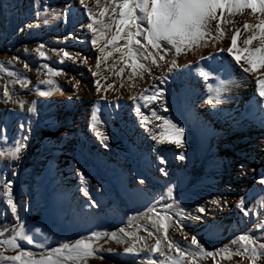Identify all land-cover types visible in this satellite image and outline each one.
<instances>
[{
	"label": "rangeland",
	"instance_id": "rangeland-1",
	"mask_svg": "<svg viewBox=\"0 0 264 264\" xmlns=\"http://www.w3.org/2000/svg\"><path fill=\"white\" fill-rule=\"evenodd\" d=\"M104 1L102 5L105 4ZM74 2L79 3V0H0V11L3 13L0 15V62L4 63L7 71L19 73L29 81L23 88L19 84L9 86L7 81L11 78L0 73V93L5 87H9L16 92L19 99L25 101L23 109L12 103H0V127L7 126V140L4 135H0V148L11 146L13 138L18 140L21 134L28 136L24 141L26 146L21 151L19 163L12 162L11 167L5 168L8 162L0 161V177H7L13 181L12 193L17 212L22 219V226L41 227L49 237L46 242L48 247L54 248L59 243L88 236L91 231L116 232L119 238L124 239V246L135 242L137 237L143 238L144 243L138 246L136 253L125 254L123 246L113 241L105 243V238H101L97 242L98 245L102 249L114 251H102L99 253L101 259L89 258L86 264H151L153 259L160 260L162 257L159 253H150L145 249V245L150 247L155 243L145 231V228L152 230V224L149 223L147 216L152 215L155 218V214L146 213V209L154 206L157 212L165 211L161 205L171 202L166 197L163 200L160 197L164 194L166 182H171L174 184L173 195L184 208L185 215L195 214L197 204L219 194L217 185L222 167H215L213 162L206 161L202 156L201 146L205 139L203 141L200 139L201 130L192 124L194 119L188 120L189 100L185 101L177 115L185 129L186 139L183 140L184 147L181 150L187 154H183L185 157L183 160L176 159L175 153L172 156L167 154V143L156 151V159L153 160L151 157L145 159L123 134H120L119 141L126 147L124 153H119L113 144L112 147L109 146L114 156L118 157L113 159L114 161L106 157H92L91 154L86 156L79 152L72 153L65 142L71 137L70 125L62 122L59 114L61 108L64 110L66 108L60 104L67 99L71 101L76 94L83 92L85 88L83 74L88 67L94 70L95 61L89 60L86 54H81L87 58V64H82L79 60L78 65H82L84 70L72 73L70 60L63 58V62H59L61 56L50 49L63 48L71 52L76 48L72 39H65L69 32L72 33L76 23L77 10ZM86 3L92 6V0H86ZM45 5L47 12L44 11ZM37 10L40 11L38 18L35 16ZM46 19L47 24L44 23ZM25 24H31L32 27L21 30ZM30 42H33L31 46ZM41 43L45 45L43 51L48 57L46 60L33 51L36 45ZM76 50L79 53L82 51L80 48ZM12 56H17L18 60L9 63ZM111 57L107 64L111 62ZM116 58L118 54L114 53L112 61ZM24 63L28 64V69L23 67ZM43 64L62 72L61 75L51 77L60 90L51 91L46 97L36 95V89L48 88L39 83V80L44 78ZM76 81H79V84L73 94L72 83ZM209 81L213 82L211 78ZM108 83L104 82L102 87ZM33 101L36 102L33 105L34 112L28 113L27 107ZM170 111L175 114L172 109ZM197 120L196 123L206 125L199 116ZM175 121L177 120L173 122ZM21 124L24 125L23 129L20 128ZM160 156L166 160L163 165L159 164ZM66 159L70 161V175L63 174ZM162 167L167 170L168 176L160 175L158 169ZM77 170L84 175L83 181L77 175ZM13 171L16 172L15 176L11 175ZM141 178L146 181L144 185L138 183ZM80 187H84L89 197L99 204L97 209L89 210L87 216L80 213L81 205L88 199L79 191ZM140 214H144L143 217ZM0 217L8 218L12 222L3 237H0L7 239L12 235L16 218H13L10 211L6 210V205L2 204ZM176 218L173 214V220ZM181 223L184 225V231L189 236L197 235L208 251L225 246L235 251L236 246L232 245L231 241L251 229V226H248L245 232H229L222 237L220 231L205 235L200 225H194L190 219H183ZM121 228L134 234L131 241L118 231ZM251 233L255 234L256 230L251 229ZM167 236L186 252L190 251L178 230L169 227ZM27 247L34 252L38 251L31 246ZM163 250L168 252L166 245L163 246ZM5 254L12 255L14 251ZM171 255L175 256V251ZM189 259L191 258L186 256L183 264H188ZM245 260L241 261L238 256H233L231 260L222 259L220 256H204L196 257L192 264H237L236 262L247 264L246 257ZM0 264L5 262L0 261Z\"/></svg>",
	"mask_w": 264,
	"mask_h": 264
},
{
	"label": "snow or ice",
	"instance_id": "snow-or-ice-1",
	"mask_svg": "<svg viewBox=\"0 0 264 264\" xmlns=\"http://www.w3.org/2000/svg\"><path fill=\"white\" fill-rule=\"evenodd\" d=\"M79 4L83 7L84 14L87 16V23L82 25L86 27L92 34L90 43L98 49L100 55L96 56L95 70L89 67V71L94 78L98 76L100 66L105 65V71L108 75L100 77V80H108L110 75L121 77V74L127 69V76L123 79L128 80H143L144 74L147 73V83L151 85L152 92L148 95V89L144 88L140 96V100L146 101L144 107L147 108L149 103H157V107L162 108L167 112L166 89L158 87L152 81H159L161 84L167 79V73L178 67L177 57L188 53H195L201 48H211L214 51H209L206 56H200L194 62L189 61L192 71L202 78L205 82L211 79L215 81V87L211 85L208 88L207 99L203 101L211 108H216L223 103V93L227 87L234 83L233 79H226L220 75H214L219 72L224 76H231L234 71L230 64H221L219 68L213 67L211 63L202 64L201 61H213L216 56L221 53H227L235 66H238L241 75L240 79L247 81L252 78L255 85V94L260 98L259 106L264 108V0H106V3L101 5L100 0H93V5L90 6L86 0H79ZM7 8V5L5 6ZM67 8V6H66ZM94 9V10H93ZM44 11L47 12L45 5ZM0 11V15H2ZM35 16H40V11L35 12ZM237 16H244L247 19L238 21L234 19ZM45 24L48 23L46 19ZM31 28V24H25L23 28ZM72 33L69 32L65 39L72 38ZM238 38L240 43L238 44ZM227 39V46H223L222 42ZM218 44L221 46L217 47ZM43 43L36 45L33 49L39 57L48 59L43 49ZM54 53L61 56L59 62H63V58H67L75 62L77 59L82 64H87V58L81 56L79 52L73 54L70 51H65L63 48L50 49ZM113 53L118 54V58L114 59L112 66L108 67L109 57ZM18 60L17 56H12V61ZM150 62L151 67H149ZM121 65L118 70L116 65ZM23 67L28 69V64L24 63ZM44 78L39 80L40 84L48 86L46 90L36 89V95L46 97L51 91H59V87L51 78L61 75L60 70L49 67L48 64L42 65ZM155 70H159L160 75H155ZM0 73L10 77L7 84H19L22 88L29 83L26 77L19 73L7 71L3 62H0ZM191 74V73H190ZM100 80L94 79L93 84L95 92L99 94L101 100H106L105 92L113 89V84L108 83L101 86ZM79 81L72 83L73 94L77 89ZM128 87H133L129 84ZM0 103H12L21 109L25 106V101L19 99L14 90L5 87L0 93ZM129 99L133 101V107L140 119V127L146 132L149 129L146 124L147 117L143 116L140 110V104L134 95H129ZM175 102V98H174ZM33 101L27 107L28 113L34 112ZM10 111V110H9ZM255 109H253L254 114ZM151 115L156 120L163 121V131L157 135L150 132V138L156 144H170L176 148H183L184 142V127L177 120L168 119L157 115L155 110H152ZM90 127H95L100 123L97 116V105L93 104L91 110ZM261 120L264 122V112L261 113ZM21 124L20 128L23 129ZM6 128L0 127V135L6 137ZM101 134L97 132V136ZM28 139L27 135L21 134L20 139L13 138V144L7 148H0V161L6 160L5 168L11 167L12 162L20 160L22 149L26 146L24 141ZM107 139L106 136L103 137ZM264 150V149H262ZM183 154L177 155L176 159L183 160ZM159 164L163 165L166 160L158 157ZM240 174H243L244 165H238ZM161 176H168L165 168L158 169ZM12 176L16 172L11 173ZM77 175L81 181L84 180L82 172L77 170ZM145 179H139L140 185L145 184ZM260 186H264V173L259 175L256 181ZM13 181L7 177H0V204L6 205V210L10 211L11 216L16 218V225L12 228V235L7 239L0 238V261L5 264H86L89 258L101 259L99 255L102 251L113 252L114 249H102L98 245L101 238H105V243L113 241L121 246L125 254H134L138 250V246L144 243L143 238L137 237L135 242H130L125 245L123 238H119L116 232L100 233L91 231L88 236H80L74 241L59 243L57 247H48L46 242L49 237L41 227L32 226L26 228L22 226V219L17 212V205L14 202L12 193ZM178 186V185H175ZM174 184L166 182L164 194L160 197L161 200L167 198L171 203L161 205L165 211L157 212L154 206H149L146 213L155 214L148 215L147 219L152 224V230L145 228L147 236L152 238L155 243L150 247L145 245V249L150 253H159L162 259L151 261V264H183L185 257H190L188 264L196 257H214L220 256L222 259L231 260L233 256L240 257L241 261L247 258V264H264V198L257 201L259 208L262 210L258 213L256 208L248 207L244 199L237 200L234 208L243 214V217H249L248 223L251 229H255L256 233H251V229L243 234H240L231 241V244L236 246L235 251L225 246L216 248L213 251H208L203 246L200 238L193 234L184 231V225L181 223L183 219L200 222L201 231L205 235H212L219 231V221L213 220L205 222V216L210 213L205 205L197 204L194 212L196 214L185 215V210L180 206V202L173 195ZM79 191L88 197L87 201L81 205L80 213L87 216L89 210L97 209L98 202L89 197V194L84 187H80ZM259 193H264V187L258 189ZM155 203V201H154ZM210 204L216 208L228 206L227 199L221 201L213 197ZM172 213V214H169ZM173 214L177 217L173 220ZM142 217L144 214H140ZM251 217H258L256 220ZM169 227H173L179 231V234L188 244L190 251L183 250L177 243L168 239L167 231ZM4 231H0V237H3ZM132 240L134 235L126 231L124 228L118 230ZM43 237L42 239L40 237ZM166 245L168 252L163 250ZM38 251H32L29 247ZM12 255H6V252H13ZM175 251V256L171 253Z\"/></svg>",
	"mask_w": 264,
	"mask_h": 264
},
{
	"label": "bare ground",
	"instance_id": "bare-ground-1",
	"mask_svg": "<svg viewBox=\"0 0 264 264\" xmlns=\"http://www.w3.org/2000/svg\"><path fill=\"white\" fill-rule=\"evenodd\" d=\"M103 1L100 0L101 5ZM73 5L77 12L76 23L72 31L73 35L70 39L74 41V47L82 50L80 54H86L85 56H88L89 60L95 61L96 56L100 55V53L90 43L92 34L86 27H82V25L87 23V16L84 14L83 7L79 3L74 2ZM234 19L243 21L247 17L237 16ZM32 43L30 42L29 45L31 46ZM239 43L240 40L238 38ZM227 44L228 40L225 39L222 45L226 47ZM219 46L221 44L217 45V47ZM76 48L71 51L73 54L78 52ZM209 51H214V49L201 48L195 53L188 52L178 56L176 58L178 67L166 74L167 79L163 84L159 81H152L158 87L166 89L167 112L157 107V103H149L147 108L143 106L146 103V101L140 100L143 89H148V95L152 92L151 85L146 82L147 73L144 74L145 79L143 80L136 79L130 81L123 79L128 74L127 69H125L121 77L113 74L109 76L108 80H100L101 76L108 75L105 71V65L102 63L96 78L92 76L89 67L85 69V73H82L85 81L83 92L76 94L71 101L67 99L64 103H61L60 105L66 109L61 108L59 114L61 115V121L70 125L69 137H71L67 138L65 142L72 153L79 152L86 156L87 154H91L92 157H106L114 161L113 159L118 157L114 156L109 146L112 147L111 145L113 144L115 149L119 150V153H124L126 147L121 145L119 141V139L121 140L120 134H123V136L129 139L131 146L137 148L145 159L146 157H151L154 160L156 159V151L165 145L156 144L150 138V132L159 135L161 130H163V121L156 120L151 115L152 110H155L157 115L161 117H166L173 121L175 119L178 120L179 109L183 108L186 100H189L188 120L194 119L192 124L201 130L200 135L198 134L200 139L202 138V141L205 139L201 146L203 150L202 156L206 161L213 162L215 167H222L219 171L217 185L219 194L215 198L221 201L227 199L228 206L216 208L210 204L212 198L203 200L199 204L205 205L210 213L205 216V222L219 221V231L223 237L229 232H245L246 228L251 226L248 223L249 217H243V214L234 208L237 200L244 199L248 207L256 208L258 213L262 211L257 201L264 198V193L258 192V189L264 186H260L256 181L259 175L264 173V150H262L264 149V122L261 120V113L264 112V108L259 106L260 98L255 94V85L252 78L249 77L247 81L240 79L243 74L237 66H233L234 62L231 61L226 52L216 56V59L213 61H201V63H211L216 68L225 63L232 65L234 71L231 76L226 77L219 70L214 75L233 79L234 83L227 87V90L223 93V103L216 108H211L206 103H203L207 99L209 86L213 87L215 81L212 79L213 82H205L202 78L198 77L192 71L189 61L194 62L200 56H206ZM112 57L111 62L108 63V67L112 66ZM78 61V59L75 62L70 60V70L72 73H76L81 69L84 70L82 65H78ZM148 64L151 67L150 62ZM120 66L117 64L116 69L113 71L118 70ZM155 75H160L159 70H155ZM94 79L100 80L101 86L106 81L113 84V89L105 92L106 100H101L99 94L95 92ZM130 83L133 84L131 88L128 87ZM129 95H134L137 98L141 113L147 117L146 124L149 132L140 127L141 117L136 115L133 101L129 99ZM93 104H96L99 109L97 116L100 123L96 124L95 127H90ZM253 109H255L254 114H250L253 113ZM197 116L202 118L206 122V125L196 123L198 121ZM97 132L101 135L97 136ZM104 136L107 137L106 140L103 139ZM61 139L63 140V138ZM61 139L60 142L62 141ZM185 139L186 137L183 135L182 140ZM166 149L168 150L167 154L171 156L174 153L176 155L185 153L181 148H176L170 144L166 145ZM65 161L63 174L70 175V161L68 159ZM240 164L244 165L242 175L238 168ZM257 218L251 217L253 220ZM193 222L196 226L200 225L198 221ZM243 261L246 260L244 259ZM236 263L242 264L241 262Z\"/></svg>",
	"mask_w": 264,
	"mask_h": 264
},
{
	"label": "trees",
	"instance_id": "trees-1",
	"mask_svg": "<svg viewBox=\"0 0 264 264\" xmlns=\"http://www.w3.org/2000/svg\"><path fill=\"white\" fill-rule=\"evenodd\" d=\"M8 218H1L0 217V231L3 229H9L11 226V221Z\"/></svg>",
	"mask_w": 264,
	"mask_h": 264
}]
</instances>
